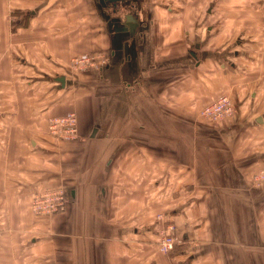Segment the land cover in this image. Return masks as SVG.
<instances>
[{
	"label": "crops",
	"instance_id": "1",
	"mask_svg": "<svg viewBox=\"0 0 264 264\" xmlns=\"http://www.w3.org/2000/svg\"><path fill=\"white\" fill-rule=\"evenodd\" d=\"M114 5L100 0H35L29 16L16 22L24 21V26L13 30L20 40L19 57L34 52L36 68L40 65L46 70L43 59L58 68L54 61L58 53L102 54L99 76L91 70L88 81L65 83L112 84L120 98L132 95V102L138 100V104L129 125L117 117L115 108L98 114L89 105L78 111L82 139L78 150L68 156L81 157L89 166L76 170L72 164L68 178L72 200L66 213L47 224L51 237L28 236L42 229V220L27 218L16 202L27 194L26 175H33L27 174V165L21 164V171L15 165L25 155L17 154V161L11 163L15 149H25L26 144L12 141L3 114L9 140L0 157V213L5 214L0 221V264H264V183L253 186L250 177L256 167L264 168V151L247 157L242 153L249 141L195 140L196 131L188 118L194 109L186 106L178 114L142 104L152 99L150 90L161 83L155 72L172 68H216L230 77L227 84L245 86L249 99L264 97V0H141L127 7ZM126 16L131 17L128 27ZM111 18H118V28H124L119 35L127 34L126 42L134 43V62L113 44L116 33ZM240 71L242 75L234 79L233 74ZM94 99L92 93L87 98ZM135 117L144 118L141 126H136ZM113 118L118 122L115 130L108 126ZM253 119L241 132L263 126L264 113ZM126 132L130 137L122 135ZM181 134L189 139L180 138ZM30 142L36 149L33 157L44 155V147ZM139 148L152 155V163L155 155H162L166 172L153 193L167 198L163 200L164 223L175 227L173 235L178 230L182 237V244L166 255L158 249L162 223L141 228L132 216L127 217L139 213V178L134 177L139 174ZM149 164L143 169L150 171ZM128 166L132 172L124 178L119 168ZM30 172H42L41 166ZM122 179L132 183L130 192L119 187Z\"/></svg>",
	"mask_w": 264,
	"mask_h": 264
},
{
	"label": "rangeland",
	"instance_id": "2",
	"mask_svg": "<svg viewBox=\"0 0 264 264\" xmlns=\"http://www.w3.org/2000/svg\"><path fill=\"white\" fill-rule=\"evenodd\" d=\"M34 2L35 0H0V157H2V147L5 144L7 145L9 140L8 131L5 127L7 124L12 130L10 135L12 141L20 139L19 142L26 144L25 149L21 147L15 149L16 154L12 155L11 163L17 161V158H15L17 154L25 155V158L19 159L15 165H27V168H29L27 174L33 175H26L27 194L23 198H18L17 207L19 212L25 214L27 218L33 221L42 220V229L35 231L32 230V226L30 228L32 231L28 232V236L51 237L53 234H50L51 229L47 224H50L54 217L66 213L72 200L69 195L70 181H68L72 174V164H74L76 170L79 168L85 169L89 166V164L85 165L83 163L81 157H73L74 154L69 155L70 158L68 156L70 151L75 152L78 150L80 139H82L79 131L78 111H85L89 105H92L98 114H101L105 109L114 110L115 108V110H118L117 117L119 119L123 118L124 125H129L127 123L130 120L129 116L133 109L137 107L138 100L136 101L137 104L133 103L131 100L132 95L126 94H123L120 98L121 93H117L119 89L115 91L112 84H99L95 81L96 84L93 85L65 83L62 86L55 81V78L60 76H63L65 81H88L91 70H95L99 76L102 70L101 66H104L102 54L74 53L68 56L58 53L54 60L59 64L58 68L55 62H49L47 58L43 59V63L47 65L46 70H42L40 65L36 68V54L34 52L28 51L25 55L19 57L17 48L20 45V40L17 35H14L13 30L18 29L19 25L24 26V21H21L22 24L16 22L20 18L25 19L29 16L27 11L32 10V3ZM112 15L117 16L116 13ZM4 28L10 29L11 33L9 34L8 29H6L7 35L3 37ZM27 44L29 50L33 46V40L31 43L28 41ZM175 55H169L168 57L173 58ZM190 59L194 58L190 56ZM9 72L10 76H7ZM45 72L47 75H45ZM241 75V71L233 74L234 79ZM154 77H159L161 83L150 90L152 99L150 101L144 99L142 104L154 105L161 110L168 108L172 112H178V114L182 113L186 106L192 108V112L194 109L193 116L188 118L191 119L190 124L196 131L195 135L197 137L195 140H212L214 142L249 141L250 145L242 153L247 157L249 154L264 151V124L258 130L241 132L243 131L241 127L246 126L249 120L255 121L253 119L255 116L259 117L261 113H264V97L258 98L257 96L254 99H249V91L246 92L245 86L227 84L231 80L230 77H227L226 73L223 74L221 70L211 67L192 71L188 68L159 70L155 72ZM177 90H179V93L174 92ZM91 93L95 99L88 101L87 98L91 96ZM223 96L229 99L232 114L228 118L217 122L205 119L202 114L203 110ZM131 105H134V107H131ZM166 111L168 110L166 109ZM3 114L7 116L6 124L2 121ZM41 114H44L42 118H40ZM69 114H73L76 119V137L69 139L51 135L48 121L52 118L66 117ZM135 119H137L136 126L138 124L141 126L139 122L141 118L135 117ZM97 122L96 119L94 123L97 124ZM117 124L118 122H115V118H113L108 125L109 129L113 128L115 130ZM234 125H236L235 132L233 131ZM39 131L41 132L38 133ZM130 134V132H126L122 135L130 137ZM86 135L87 133L84 137L87 138ZM154 135L162 137L163 134L155 132ZM138 136L139 139L146 140L140 135ZM179 137L185 139L186 135L181 134ZM113 139H115L114 136ZM31 140L44 147L42 152L44 155L38 159L33 157L36 149L30 142ZM126 140L130 141L131 138H126ZM138 151L139 174H135L134 177L139 178V213L127 214V217L132 216L133 221L138 222L141 228H146L148 224L156 222L162 223L161 230L163 232L159 238L160 240L164 237V234L175 232V227L172 226V229H170V225L164 223L166 214L162 212L163 200L167 198L164 196L159 197V195L153 193L157 192V182H160L161 185L166 171L164 172L165 167L162 164L163 161L160 160L162 158L161 154L155 155V161L152 163V155H148L147 150L139 148ZM103 155L105 156V154ZM147 162L150 163L149 167H152L150 171L143 169L144 164ZM36 165L41 166L42 172H30L31 168L35 169ZM256 168L250 176L253 186L264 183V168L262 166ZM23 169L22 167L20 171ZM119 169H121V173L123 172L124 178H127L125 174L131 175L132 169L130 166L126 170ZM148 171L150 180L147 177ZM2 172L3 164L0 158V173ZM30 182H32V185H30ZM118 185L125 191H131L132 183L130 181L123 180ZM58 202H60L61 208L58 207L57 210L52 211ZM166 203H168L167 200ZM153 204L156 208L161 204L162 208L154 210ZM47 207L52 208L50 212L45 211ZM4 216L5 214L0 213V221L4 220ZM175 235L177 238L176 247L182 244V237L178 230ZM45 262L44 264H46Z\"/></svg>",
	"mask_w": 264,
	"mask_h": 264
},
{
	"label": "built area",
	"instance_id": "3",
	"mask_svg": "<svg viewBox=\"0 0 264 264\" xmlns=\"http://www.w3.org/2000/svg\"><path fill=\"white\" fill-rule=\"evenodd\" d=\"M203 116L207 120H212L214 122L220 121L222 119L228 118L232 114V106L229 99L225 96L212 102L208 108L203 110ZM49 131L51 135L58 138H75L77 135L76 119L73 114H69L62 118H52L48 121ZM263 180V178H261ZM61 208L60 202L57 206L55 205L53 209L51 207L46 208V212L57 210ZM170 226L169 228H171ZM164 237L158 242L159 252L163 255L170 253L175 245L177 244V238L172 233H167L163 235Z\"/></svg>",
	"mask_w": 264,
	"mask_h": 264
},
{
	"label": "water",
	"instance_id": "4",
	"mask_svg": "<svg viewBox=\"0 0 264 264\" xmlns=\"http://www.w3.org/2000/svg\"><path fill=\"white\" fill-rule=\"evenodd\" d=\"M119 0H100V2H110V3H115ZM130 16H126L125 17V20H128L127 21V24L125 25L126 27L130 26L129 24V20H130ZM111 22H112V26H113V30L115 31L116 35L114 36V40H113V44L115 46H117V49L118 51H122V54L124 57L130 59V60H133L132 62L135 61V57H136V52H135V46H134V43H130L128 44L126 42V37H127V34L125 35H119V32H122L124 28H118L117 26V22H118V18H111ZM120 21V20H119ZM124 36V37H123ZM122 39V41H121ZM121 42L122 45H121ZM55 81L60 83L62 86L65 84V78L63 76H60V77H57L55 78ZM258 121H260V118L257 119Z\"/></svg>",
	"mask_w": 264,
	"mask_h": 264
},
{
	"label": "flooded vegetation",
	"instance_id": "5",
	"mask_svg": "<svg viewBox=\"0 0 264 264\" xmlns=\"http://www.w3.org/2000/svg\"><path fill=\"white\" fill-rule=\"evenodd\" d=\"M131 1V2H130ZM133 1L138 4L141 2V0H119L116 2L117 5L114 6H122V7H127L133 5ZM104 4H107V2H104ZM118 9V7H117ZM115 12V11H114Z\"/></svg>",
	"mask_w": 264,
	"mask_h": 264
}]
</instances>
